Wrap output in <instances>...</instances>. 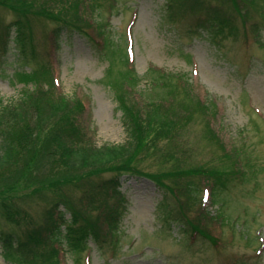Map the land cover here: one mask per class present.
Masks as SVG:
<instances>
[{
	"label": "rangeland",
	"instance_id": "1",
	"mask_svg": "<svg viewBox=\"0 0 264 264\" xmlns=\"http://www.w3.org/2000/svg\"><path fill=\"white\" fill-rule=\"evenodd\" d=\"M180 1L168 7L166 0H83L80 19L88 27L32 16L20 22L25 28L18 34V15L0 6V100L34 87L36 76L27 81L24 74L45 67L49 75L39 83H53V97L67 105L79 134L94 147L87 150L106 156L131 138L120 96L143 110L140 120L152 111L151 103L182 99L196 110L176 131L177 150L161 140L142 169L169 170L177 158L181 165L220 173L179 177L180 203L145 176L122 175L118 238L88 237L74 251L63 225L61 264H264V24L257 29L255 16L220 21L201 3L191 12ZM203 102L210 104L206 115L196 107ZM172 149L177 153H168ZM111 174L20 196L29 222L16 225L0 209V234L22 235L62 193L68 204L78 205L84 188L97 189ZM65 206L57 209L69 220ZM199 208L211 218L205 228L215 242L189 230L187 220H195ZM0 264H14L1 240Z\"/></svg>",
	"mask_w": 264,
	"mask_h": 264
},
{
	"label": "trees",
	"instance_id": "2",
	"mask_svg": "<svg viewBox=\"0 0 264 264\" xmlns=\"http://www.w3.org/2000/svg\"><path fill=\"white\" fill-rule=\"evenodd\" d=\"M82 1L0 0V6L16 13L17 23H24V20L27 23L28 18L34 16L51 20L59 26L80 29L81 24L89 26L85 23L84 17L83 20L80 19L82 8L85 7ZM175 1L166 0V5L168 7L174 5ZM180 2L183 8L191 12L196 11L195 5L201 3V8L210 14V18L220 21L237 16L251 20L255 16L254 24L257 29L264 24V0ZM22 23L17 25V34L21 31L24 33L25 26ZM82 30L88 33L86 29ZM38 67V71L33 70V75L24 74L27 81H35L36 76L37 82L34 87L24 86L18 98L0 100V153H4L0 154L1 214L16 222V225L23 226V223L26 224L29 220L26 209L17 203L20 196H29L46 188L54 190L65 184L80 185L82 181H88L90 176L103 172L112 174L102 180L97 189L84 188L78 205L68 204L66 195L62 193L44 213L41 221L25 225L22 235L15 238L11 234H0L5 256L14 264H61L63 237H66L68 245L72 246L74 251L83 249L88 237L97 242L116 240L117 226L125 202L118 187L120 177L124 174L142 175L151 179L163 191L167 190L172 198L180 200L179 203L182 202L177 183L179 177H191L200 172H207L209 176L220 174L218 170L212 168L193 164L181 165L177 158L169 170L154 172L142 169L141 162L148 157L146 154L152 153L161 140L166 138L167 144L172 147L174 143L177 150L176 131L192 120L196 110L190 111V105L181 103L182 99L177 101L178 103L172 100L168 106L164 103H151L152 111L140 120L143 110L137 109L134 105L128 106L125 98L120 96L125 114L124 123L131 138L126 145L108 149L105 152L106 156H100L94 150L88 151L87 149L94 147L87 144L79 134L71 120L70 111L66 112L67 105L61 99L53 97V83L45 86L39 83L40 77L49 75L48 69ZM127 72L131 73L130 70ZM196 107L206 115L210 104L197 103ZM54 111L57 115L52 118ZM206 123L209 126V121ZM210 136L216 138L214 134ZM172 151L168 153H177L173 149ZM64 204L69 206V220L57 209L60 205L65 206ZM200 209L202 208H199L201 217L198 212L195 220H187L189 230L211 243L215 242V237L205 228L211 218L206 216L204 208L203 212ZM95 211L96 213H92ZM63 225L66 232L62 237Z\"/></svg>",
	"mask_w": 264,
	"mask_h": 264
}]
</instances>
